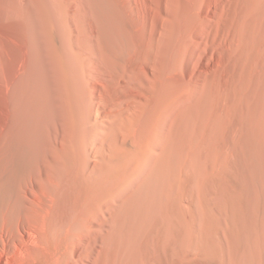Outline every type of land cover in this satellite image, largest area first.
Here are the masks:
<instances>
[{
    "label": "bare ground",
    "instance_id": "bare-ground-1",
    "mask_svg": "<svg viewBox=\"0 0 264 264\" xmlns=\"http://www.w3.org/2000/svg\"><path fill=\"white\" fill-rule=\"evenodd\" d=\"M0 264H264V0H0Z\"/></svg>",
    "mask_w": 264,
    "mask_h": 264
}]
</instances>
